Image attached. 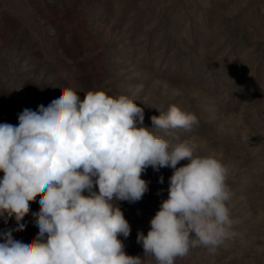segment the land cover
<instances>
[{
	"label": "rangeland",
	"instance_id": "1",
	"mask_svg": "<svg viewBox=\"0 0 264 264\" xmlns=\"http://www.w3.org/2000/svg\"><path fill=\"white\" fill-rule=\"evenodd\" d=\"M66 87L81 100L89 90L126 95L149 128L171 105L196 114L190 131H152L222 158L233 235L214 254L196 247L175 264H264V0H0V123L18 126L25 108L47 106ZM172 174L149 167L143 198L118 202L131 228L118 238L144 264L156 261L137 234L147 235ZM38 201L14 239L36 238ZM15 227L0 219V231Z\"/></svg>",
	"mask_w": 264,
	"mask_h": 264
},
{
	"label": "clouds",
	"instance_id": "2",
	"mask_svg": "<svg viewBox=\"0 0 264 264\" xmlns=\"http://www.w3.org/2000/svg\"><path fill=\"white\" fill-rule=\"evenodd\" d=\"M18 121L0 123V219L16 222L0 231V264H144L126 254L118 238L131 232L118 202L143 198L149 182L142 174L149 167L173 174L147 235L137 234L143 256L175 264L196 247L214 254L233 235L230 170L222 158L197 155L192 140L152 131H190L196 114L171 105L151 117L149 128L144 109L126 95L89 90L81 100L66 87L47 106L25 108ZM37 197L39 211L31 214L36 238L14 239L13 232L26 228L22 221Z\"/></svg>",
	"mask_w": 264,
	"mask_h": 264
}]
</instances>
